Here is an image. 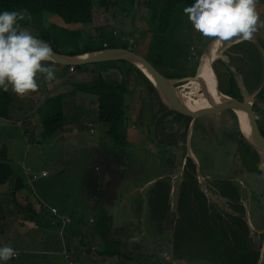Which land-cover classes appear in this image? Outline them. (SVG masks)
I'll return each mask as SVG.
<instances>
[{"label":"rangeland","instance_id":"rangeland-1","mask_svg":"<svg viewBox=\"0 0 264 264\" xmlns=\"http://www.w3.org/2000/svg\"><path fill=\"white\" fill-rule=\"evenodd\" d=\"M131 2L133 6H131ZM163 3L164 0H128L125 3V10L110 9L108 11H104V9L95 6L93 9L92 23L89 25L77 26L78 31L81 33L82 38H93L95 44H101L102 40L105 39V42H108L111 46L127 47L130 51L146 57L149 49L148 43L153 33L150 25L151 10L161 7ZM185 7L186 6L183 5L178 7L176 15L172 19L170 29L166 34V40L176 55L178 52L180 53V64L181 66H187L188 71L193 68V58L197 57L199 53H202L196 68L197 72L205 49H208V45L213 39L204 37L193 29L191 23L188 21V17L183 12ZM256 10L260 15L261 21H264V0H257ZM52 19L62 23L59 17L53 16L51 19L48 18L45 20V27H49L50 24H52ZM101 26L103 28V37H100L99 32L96 31ZM263 29L264 26H258L257 31H260L259 35L257 31L254 34L260 38V36H263ZM29 31L36 32L35 30ZM58 35L61 37L62 44L58 45L59 50H61V52H68L71 50V45H65L67 43V36L60 32V29L57 30V37ZM69 37L72 39V34L69 33ZM234 40L225 44L221 50L220 57L216 58L213 62L222 60L228 65L237 81L243 99H246L252 92L247 89L244 84V74L238 70V68L240 70L244 68L245 62L236 60L238 57L241 58V55L235 53L234 49H232V46L237 43L236 39ZM179 49L181 51H179ZM170 56L169 54V57ZM231 58L237 61V65H232L230 61ZM97 64L101 63L87 65L89 70L86 72L84 68L76 69L74 72H71L67 67L52 62L51 66L55 68L56 72V79L54 81L45 82L43 79H38L40 85L39 89L25 96H19L9 90L8 92L11 96L10 115H12L11 117L13 120L0 118V149H6L8 159H10L11 164L18 169L29 168L32 170H40L43 168L49 171V176L45 179V183L49 185L53 192L58 191L56 200H50L49 204L57 207L60 212L74 215L76 218H74L73 224L80 221L82 218L89 219V216L93 215L96 218V222L91 225L96 228H102L101 221L99 220L101 210L92 211L91 209L105 208V205L107 204L108 206L110 202L103 203L102 206L100 203H97L95 199L97 198L96 193H94L93 197L91 195L92 188L88 181L89 179L86 181L84 190V183L89 171L87 159L93 153L91 143H100L98 145H101L102 148L104 146L109 150H127V154L131 157L134 156L135 160L132 159L130 161V166L126 169V172L131 171L134 162L141 167L147 164L151 167L155 152V145L153 142L156 130L154 123L156 120L159 121L161 114H163L165 110L161 107V102L158 101L156 94L149 90L144 78L135 71L129 70L130 65L128 62L113 61L102 63L100 66ZM103 67L113 69L106 74L107 77L120 79L122 76V79L128 84V92L124 97V110L126 112L124 123L126 144L123 145L114 144L107 135V127L96 118V97L89 96L88 93L84 91V88H81V86L91 81L99 68ZM217 69L220 71V67H217ZM177 89L181 92L186 90L183 86H179ZM58 91L65 93L61 94L62 102L65 115L70 120V123L64 126L61 134L64 135L66 131L68 132L72 129L77 133L74 137L66 135L63 139H59L58 136L55 139H43L42 105H44V101L48 95ZM219 100L220 99L216 98L211 105L217 104ZM256 102L254 110L258 107L264 112V96L263 99L260 98ZM254 115L258 117L256 116V112ZM171 119L172 116H169L163 121L165 133L173 132L178 125L177 123H171ZM198 121L197 129L193 128V145L194 150L196 149L198 153L197 161L201 166V175L202 177H206L207 180L205 183L208 185V183L214 180H220V175L224 173L229 174L230 170L234 169L235 163H229L226 155H233L235 152V143L233 141L230 143L229 140L231 138L230 136H234L239 131V122L236 114L232 113L229 109L219 110L218 112L213 111L210 114L201 116ZM186 126V123L179 126L181 139L183 141L185 140V136H187ZM201 129H203L204 135H201ZM200 147L203 149V154L200 151ZM96 150L99 152L98 149ZM105 153H107L106 150L104 154ZM97 161L100 163V160ZM184 162V159H180L179 157L176 170L178 175L184 167ZM22 172L23 174H27L25 170ZM157 172V169L151 170L149 172L150 176L146 181L152 177L154 179V175H156ZM128 175L130 176L131 173H128ZM89 178L91 179V174ZM123 183L124 186L122 187L121 195H124L125 191L128 192L132 190L130 182L126 181ZM103 185L102 177L99 181L98 188L100 189L101 187L102 190ZM174 185H176V192L169 197L170 211L168 212V216H170L171 223H173L177 215L178 205L176 198L178 194V183ZM150 186L151 183L146 184V186L142 188L146 196V201L149 198L148 191ZM85 191L87 196L86 199L92 202L89 203V209L86 208L88 206L86 205L87 203L84 197ZM118 191L119 189L117 190L116 196L112 197L111 206L114 205L116 197H118ZM209 192L207 191L206 193L208 196H211ZM133 193H136V191H133L132 194ZM213 204L219 210L220 204ZM127 207L126 202H122L121 204L119 202L112 209L111 220L114 226L121 227L124 225ZM145 215L144 224L141 226L138 236L140 238L143 236V228L145 231L144 240L148 245H154L152 236L148 234V226L153 224L148 217L147 210ZM136 220L140 223V218H134L135 223ZM133 227L138 228L136 224H133ZM136 242L138 241L134 243ZM183 242L184 240L182 239L178 245L183 247ZM121 245L124 250L127 249L125 242H121ZM142 250H144V248ZM133 252L136 256H147L140 259L142 264L154 262L153 258H151L152 252L150 250L142 252L140 249L134 248Z\"/></svg>","mask_w":264,"mask_h":264},{"label":"trees","instance_id":"trees-1","mask_svg":"<svg viewBox=\"0 0 264 264\" xmlns=\"http://www.w3.org/2000/svg\"><path fill=\"white\" fill-rule=\"evenodd\" d=\"M128 0H0V12L5 10L14 11L21 9H28L32 15L31 21H21L20 24L24 28L29 30H35L31 32L38 38L48 42L52 49L58 53H65L68 55H79L85 53H91L106 48H126L127 47H116L111 46L105 39L102 40L101 44H95L93 38L83 37L78 31L77 26L89 25L93 21V9L98 6L104 11L110 9L125 10V3ZM194 3V0H164V3L159 8H153L151 10L150 25L152 30L151 40L148 43L149 49L147 51L146 60H148L152 66L158 70L163 76L169 79H178L185 76H194L196 68L199 63V58L202 53H199L197 57L193 58L192 69L188 71L187 66H181L178 52L177 55L173 49L168 45L166 40V34L172 24V19L176 15L177 9L180 5L190 6ZM131 6L133 3L131 2ZM128 12V11H126ZM56 16L62 20V23L51 20L52 22L49 27H45L44 22L46 19ZM64 33L67 36V43L65 45H71V50L68 52H61L58 45L61 44V37L58 35L57 30ZM75 29V30H74ZM102 26L96 31L99 32L100 37H103ZM74 30V31H73ZM258 35L260 31H257ZM69 33L72 34V39L69 37ZM264 44V29L263 36H260ZM106 43V47L103 44ZM234 52L241 55V58H236L237 61L245 62L244 68L238 70L244 74V84L251 92L257 87L260 82L262 74L261 58L257 51V48L250 41H240L232 46ZM179 51H181L179 49ZM189 53V52H188ZM169 54L171 55L169 57ZM187 59V58H186ZM232 65H237V61L231 58ZM102 64V63H101ZM97 64V65H101ZM129 70L135 71L138 75L144 78L149 90L156 93L155 88L150 81L132 64L129 63ZM217 67H220L218 71ZM70 67H67L69 69ZM84 68L88 71L87 65L75 66L73 70ZM110 68H99L97 73L92 77L89 83L84 84L81 88L88 95L96 97L97 111L96 118L98 121L103 123L107 129L106 133L114 142V144L123 145L126 144L124 123L126 118L125 106V95L128 92V84L122 79H112L107 77L106 74L112 71ZM213 70L217 76L219 82L220 91L239 101L243 100L240 92V88L237 81L229 69L228 65L222 60L213 62ZM118 72V71H117ZM119 73V72H118ZM120 74V73H119ZM121 75V74H120ZM264 91L259 97L263 99ZM158 101L159 98H158ZM10 103L11 96L9 92L0 90V118L5 120H13L10 115ZM253 112H256L257 124L261 134L264 136V112L261 108L256 107ZM161 107L165 110L163 118L166 120L169 116L173 117L170 122L185 119L186 124L190 121V118L180 113L169 111L162 103ZM42 125L43 139H55L62 133L64 126L70 123V120L66 117L64 112V106L62 102V95H56L47 97L42 105ZM234 113L232 110H230ZM157 123V120L154 123ZM165 129V127H163ZM239 132V131H238ZM240 134V132H239ZM241 135V134H240ZM245 140V139H244ZM246 141V140H245ZM126 150L119 149V152L124 154ZM148 153V152H147ZM128 158H133L126 154ZM191 164V163H190ZM191 168L194 166L191 164ZM13 167L8 161V153L5 148L0 149V184L8 182L12 178L14 179L15 174L13 173ZM17 180L20 179V184L23 185L21 178L15 177ZM191 185L196 180L192 175ZM218 187V184L222 187H218V193L222 196L233 197L239 199V194L234 188H230L227 182H220L215 180L213 183ZM118 184L114 183L113 188L117 187ZM22 187V186H21ZM111 187V191H114ZM225 187V190H223ZM19 186H14L12 193H16ZM107 190V193H111ZM170 192V185L160 181L153 185L149 195V206L151 208V214L154 213V221L161 225L164 219L167 218L169 211L168 194ZM181 200L178 202L177 212L178 220L174 233L175 250L178 257H182L185 254H190L196 259H202L204 262H213L214 264H257L259 252L254 249L247 248L246 244L241 242L237 244L241 238H244V234L238 236H232L237 238L235 245L228 243L229 229H232V222L237 225L240 223V228L246 233L247 228L242 220L235 217H227L224 219L220 211L210 204L208 206L207 213L203 209L202 213H197V210L193 208V205L187 200L189 193L182 188L180 192ZM201 215V217H200ZM101 221L102 230H108L110 223V216L106 210H101L99 217ZM104 227V228H103ZM184 240L182 246L178 243ZM105 243L101 245L99 253L101 255L117 257V262L121 264H137L140 259L147 257L145 255H134L133 249L135 243L126 244L127 249L124 250L121 245L122 240H110L108 236H104ZM124 242V241H122ZM185 246V247H184ZM157 262H159L157 260ZM142 264V263H141Z\"/></svg>","mask_w":264,"mask_h":264},{"label":"crops","instance_id":"crops-1","mask_svg":"<svg viewBox=\"0 0 264 264\" xmlns=\"http://www.w3.org/2000/svg\"><path fill=\"white\" fill-rule=\"evenodd\" d=\"M59 94L65 93L58 91L48 95V97ZM95 102L97 101L95 100ZM239 132L234 136H230L231 138L229 140L230 143L232 141L235 143L234 154L226 155L229 163H235L234 169H231L229 174L224 173L220 175L219 180L220 182L229 183L228 186L238 192L239 199L222 196L221 191L220 194L217 193L218 195L212 194L211 189H215L218 192V187H220V190H222L219 184L217 187L213 184L214 181H212L211 184L208 183L207 188L204 187V191H210L211 196H207L201 202L199 197L194 199L192 193H190L188 197L190 200L188 201L197 210V213L199 211L202 213L203 209L207 213L210 204L218 203L220 204V214H222L224 219L231 216L242 220L247 228L246 233L240 228V223L236 225L232 222L233 228L229 229L230 235L228 243L235 245L237 238H233L232 236L244 234L245 237L241 238L237 244L243 242V244L247 245V248L257 250L259 252L257 264H262L264 263V153L245 141ZM76 133L72 129L68 132L66 131L64 135L61 134L58 138L63 139L66 135L74 137ZM98 144L91 143L93 153L87 159L89 171L84 183V190L86 181L91 174L93 163L96 159H102L105 150L107 153L115 152L119 156H125L127 154V150L125 151L126 153L122 154L119 150H109L104 146L102 148ZM132 157L130 159L135 160L134 156ZM8 161L11 164V160L8 159ZM133 164L134 166L131 171L126 172L125 169V173L121 171L118 176L120 183L116 187L117 189L115 188L114 196H116L118 189L119 191L114 205L111 206L113 195H108L106 192V195L103 196L102 201L99 203L101 206L103 203L110 202V204L108 206L106 204L105 208L91 209L92 211H97L98 209L107 211L108 216H110L108 230H102L92 226L91 224L96 222V218L93 215H90L89 219L82 218L73 224L74 218H76L74 215L60 212L57 207L50 205L49 201H54L58 197V191L53 192L49 185L45 183V179L49 176L48 170L43 168L40 170H32L29 168L18 169L11 164L15 177L23 178L21 179L23 185L20 184V179L17 180L15 177L4 184H0V247L8 245L16 250V256L6 262V264H121L122 262H117V257L101 255L99 253L101 245L105 243L104 236L106 237V235L109 241L122 240L126 244L138 241L134 245L135 249H140L142 252L146 250L152 252L151 258H153L154 262H147V264H214L213 262H204L202 259H196L190 254H185L182 257L176 255L174 233L179 218L178 212L173 223L170 222V216L167 215V218L162 223L160 222L161 225H158L154 221V213L151 214L152 211L149 206L150 195L146 201V196L142 190L146 184L151 183L148 191L150 192L153 185L160 182L157 181L158 172L154 175V179L152 177L146 181L150 176L149 172L156 169L154 167V161L151 167L148 164L143 167L138 166L135 162ZM144 167L146 171H144ZM24 170L27 174H23L22 171ZM43 171L47 172L46 176H42ZM128 173H131V175L129 176ZM197 177H199L198 173ZM165 180L168 181V179ZM126 181L131 183L132 190L125 191L124 195H121V190L124 186L123 182ZM105 182L103 181V184ZM114 183L115 181L108 190L114 186ZM164 183L169 185L168 182ZM192 185H194V188L191 189V192L198 189L194 181ZM14 186H19L20 188L13 195L12 190ZM102 190L106 191L104 186ZM223 190H225V187ZM133 191H136V193L132 194ZM84 197L87 203L86 205L88 206L86 208L89 209V203L91 202L86 199V191ZM119 202L120 204L126 202L128 206L124 225L121 227L114 226L111 220V211ZM146 210L149 219L154 225L148 226V234L152 236L154 245H148L144 240L145 231L143 228V236L141 238L138 236L141 230L140 228L144 224ZM66 218L69 219L68 222H66ZM134 218H140V223L138 220L135 223ZM133 224H136L138 228H134ZM143 248L144 250H142ZM0 264H4V262H0ZM137 264H141V262H137Z\"/></svg>","mask_w":264,"mask_h":264},{"label":"clouds","instance_id":"clouds-1","mask_svg":"<svg viewBox=\"0 0 264 264\" xmlns=\"http://www.w3.org/2000/svg\"><path fill=\"white\" fill-rule=\"evenodd\" d=\"M256 4L257 0H194L183 12L195 31L213 39L216 51L233 39L237 43L253 39L258 26H264ZM25 20H32L28 9L0 12V90L19 96L36 92L38 79H56L51 45L23 28L20 22ZM15 256L13 247H0V262L6 264Z\"/></svg>","mask_w":264,"mask_h":264},{"label":"water","instance_id":"water-1","mask_svg":"<svg viewBox=\"0 0 264 264\" xmlns=\"http://www.w3.org/2000/svg\"><path fill=\"white\" fill-rule=\"evenodd\" d=\"M213 42V41H212ZM211 42V43H212ZM252 44L255 45L257 48V51L261 58L262 63V74L261 79L257 87L253 90V92L250 94V96L246 99H243L242 101L233 99L225 94H223L219 89V82L217 79V76L213 70V63L211 65L212 70L215 74L214 83H215V92L214 94H211V97L220 99L217 104L210 105L208 107L200 108L197 110H190L183 100L180 97V94L182 93L177 88L180 86H184L188 84L191 81L199 82L200 81V74L197 70L196 74L194 76H187L182 77L178 79H169L165 76H163L158 70H156L152 64L146 60L145 57H143L140 54L134 53L133 51H130L126 48H107L91 53H85V54H77V55H68L65 53H58L55 52L53 49L54 54V63L70 67V66H83V65H89V64H96V63H106V62H113V61H125L133 66H135L139 71H141L146 78L150 81V83L153 85V87L156 90V93L158 95L159 100L161 103L169 110L176 113H180L184 116H187L191 118L188 131H187V141L189 143L190 137L192 135V129L196 122V120L206 114H210L211 112L215 111L218 112L219 110L223 109H229L232 110L238 119L239 122V131L242 134L243 138L254 148L264 153V136L261 134L256 117L253 113V105L255 102L259 99V97L262 95L264 91V44L262 40L254 34L253 39L250 40ZM210 43V44H211ZM209 44V45H210ZM208 45V48H209ZM206 52V49H205ZM205 54V53H204ZM204 56V55H203ZM210 97V98H211ZM238 112L244 114L246 123L248 125V134H244L242 127L240 125V121L238 118ZM194 163L197 167V173L200 179H202V175L200 174V166L196 159H194ZM124 171V170H123ZM99 172L96 169L92 175H91V182L90 186L92 189H94L96 195L100 193V189L98 188L99 184ZM105 182L103 185L106 189V192H108V187L111 185V181ZM119 184V182H116ZM116 188V187H115ZM115 188L114 191H115ZM111 191V190H110ZM114 191L112 193H107L108 195L112 194L115 195Z\"/></svg>","mask_w":264,"mask_h":264},{"label":"flooded vegetation","instance_id":"flooded-vegetation-1","mask_svg":"<svg viewBox=\"0 0 264 264\" xmlns=\"http://www.w3.org/2000/svg\"><path fill=\"white\" fill-rule=\"evenodd\" d=\"M173 117L175 118L174 115L172 116V118ZM198 119L196 120L193 126L194 129H197V125L199 123ZM163 121L165 120L163 118V114H161L159 121H157V123L154 126L156 130V135L154 138V145H155L154 167L157 169L159 173L157 181H164L169 183V185L171 186L169 197L176 192L174 184L178 183L177 186L178 194L176 195L177 201L181 200L180 192L184 187L185 191L189 193V195L190 193H192V197L194 199L199 197V199L202 202L208 196L203 188V185L207 179L204 177H202V179L197 177V167L194 163V159H196L197 161L198 153L196 149L194 150V145H193L194 140L192 137L193 134L190 137L189 143L187 141V136H185L184 141L181 139V131L179 130V126H182L184 123H186L185 119L171 122V123H177L179 126L177 125L176 129L173 132H169V133H165V129H163ZM190 121L185 127L187 131ZM192 133H193V129H192ZM201 135H204L203 129H201ZM200 148H201L200 151L203 154V149L202 147ZM179 157L180 159H184L185 162H184V167L182 168L180 174L178 175L176 173V170H177V162L179 160ZM97 160H100V163H98ZM97 160H95V162L93 163L91 175L97 169L99 172V178L102 179L103 177L104 182L105 181L107 182L112 178V180L110 181L111 184L114 181L115 183L119 182V177H118L119 174L121 173V171L123 172V170L129 168L131 161V159L128 158L127 155L119 156L115 152H109L108 154L105 153L104 155H102V159H97ZM190 163L194 166V169L191 168ZM144 171H146L145 167H144ZM200 174H201V166H200ZM192 175L195 177L194 178L196 180L195 186H197L198 188L197 190L195 189L193 192H191V189L194 188V185H191L192 182L191 180H193L191 178ZM165 179H168V181ZM88 181L91 182V179L89 178ZM206 186L208 185H206L205 183L204 187L207 188ZM92 191L93 192L91 193V195L93 197L95 193L94 189H92ZM211 191L212 194L218 195L217 194L218 192H216L215 189H211ZM104 195H105V191L100 190L99 195L97 196V198H95L97 200V203L102 201ZM187 200L190 199L188 198Z\"/></svg>","mask_w":264,"mask_h":264},{"label":"bare ground","instance_id":"bare-ground-1","mask_svg":"<svg viewBox=\"0 0 264 264\" xmlns=\"http://www.w3.org/2000/svg\"><path fill=\"white\" fill-rule=\"evenodd\" d=\"M212 45L213 42L206 50L198 68L200 81H191L188 84L184 85L183 88H186V90L180 94L181 99L190 110H197L200 108L208 107L216 99H213L211 97V94H214L215 92V74L212 70L211 65L216 58L220 57L221 50L225 45L221 49H218L216 51L212 50ZM237 114L244 134H248V125L246 123L244 114L240 112H238Z\"/></svg>","mask_w":264,"mask_h":264},{"label":"built area","instance_id":"built-area-1","mask_svg":"<svg viewBox=\"0 0 264 264\" xmlns=\"http://www.w3.org/2000/svg\"><path fill=\"white\" fill-rule=\"evenodd\" d=\"M70 71L72 72L73 71V67H70ZM47 175V172L43 171L42 172V176H46ZM69 219L66 218V222H68Z\"/></svg>","mask_w":264,"mask_h":264}]
</instances>
